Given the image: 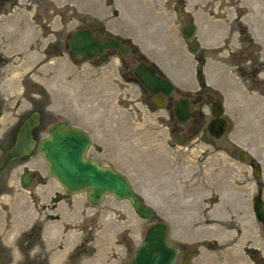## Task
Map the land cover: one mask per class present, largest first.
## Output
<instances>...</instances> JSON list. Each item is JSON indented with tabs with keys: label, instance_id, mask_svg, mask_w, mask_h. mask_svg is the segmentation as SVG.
I'll return each mask as SVG.
<instances>
[{
	"label": "rangeland",
	"instance_id": "obj_1",
	"mask_svg": "<svg viewBox=\"0 0 264 264\" xmlns=\"http://www.w3.org/2000/svg\"><path fill=\"white\" fill-rule=\"evenodd\" d=\"M160 1L0 0V95H67L68 112L88 111L86 127L97 131L88 156L128 178L154 209L150 221L168 223V242L181 249L176 264H264V226L252 207L259 189L264 199V0H186L199 43L192 53L178 29L190 14L179 19L176 0ZM87 24L133 49L113 50L97 63L75 59L69 37ZM139 53L177 91L194 90L198 80L207 85L199 83L202 92L216 90L220 95L211 96L223 100L225 133L208 134L212 115L203 95L204 124L178 143L173 134L186 130L172 109L151 106L131 77ZM181 96L175 91L172 99ZM1 119L0 141L11 117ZM241 150L248 160L238 157ZM14 188L21 193L0 195V264H123L146 230L148 220L127 200L106 196L93 209L85 193L74 195L68 216L88 230L64 220L68 242L83 241L66 260L54 247L63 219L48 218L49 196Z\"/></svg>",
	"mask_w": 264,
	"mask_h": 264
},
{
	"label": "water",
	"instance_id": "obj_2",
	"mask_svg": "<svg viewBox=\"0 0 264 264\" xmlns=\"http://www.w3.org/2000/svg\"><path fill=\"white\" fill-rule=\"evenodd\" d=\"M195 32L196 27L193 23L186 24L181 29V35L188 41L187 48L191 52L198 47V42L192 40ZM68 47L76 59L86 57L92 60L98 53H102L100 57L102 61L106 57L103 53L106 50L118 48L124 53L128 48L113 37L100 39V34L93 35L89 27L75 30L69 37ZM134 71L148 91L157 95L155 102L152 103L157 107H163L165 99L162 94L170 95L174 85L167 78L158 75L155 68L143 63L137 64ZM222 112L221 102H215L212 110L213 119L207 124V131L214 138H220L227 128L226 120L221 117ZM175 113L182 122L190 118L187 100L182 99L175 104ZM33 125L32 117H29L20 126L15 144L5 150L7 161L31 153L35 145L30 134ZM178 142L182 143L183 139H179ZM90 144L89 134L62 123L49 129L48 136L39 145V151L47 163L48 173L57 179L68 194L85 192L88 201L93 205L102 202L105 196L127 200L137 214L144 219H150L153 208L147 206L135 193L124 174L113 167L101 166L86 156ZM238 157L241 160H248L250 155L241 150ZM253 174L256 178L261 176L259 166L253 167ZM252 206L256 219L264 226V200L260 189L253 197ZM168 233L169 226L166 222L148 221L141 245L124 264H175L180 250L169 244ZM185 254L190 256L191 251H185Z\"/></svg>",
	"mask_w": 264,
	"mask_h": 264
},
{
	"label": "flooded vegetation",
	"instance_id": "obj_3",
	"mask_svg": "<svg viewBox=\"0 0 264 264\" xmlns=\"http://www.w3.org/2000/svg\"><path fill=\"white\" fill-rule=\"evenodd\" d=\"M160 2L165 4L166 0H164V1L161 0ZM179 2H181V4ZM175 4L180 6V8H182V10L178 9L176 11V16L179 19L186 17L187 13L190 14L189 20H187L186 22H184L183 24H181L179 26L178 29L180 30V33H181V29L184 25L191 24V23L196 25L194 23V20H193L191 13L186 10V0H176ZM180 14H181V17H179ZM86 27H89L92 29L93 35H95L96 33H99L100 39L113 37V38L118 39L123 45L128 46L126 52H124V53L121 52L118 48L106 50L105 52H103L106 55V57L103 61H105L109 57L110 52L113 50H117L119 53L125 54L129 50L131 51L133 49V47L130 44L122 41L121 39H119L117 37H114V36L103 37V35H102L101 31L99 30L97 25L87 24L82 28H86ZM196 31H197V27H196ZM112 35H116V34L112 33ZM67 46H68V44H67ZM68 49H69V47H68ZM69 51H70V49H69ZM70 53L73 54L71 51H70ZM101 55H102V53H98L95 56V58L92 60H90L86 57L83 59H87L89 61H93V62L97 63V61H102L100 59ZM74 57H75V55H74ZM137 59L138 60H137L136 64L132 67V76L131 77L133 80L140 83L141 87L147 93L149 104L153 107H157L155 104L152 103V101L155 102L157 95L150 93L148 91V89L139 81V79L135 75V71H134L135 66L139 63H143L144 65L151 66V67L155 68L156 73L158 75L165 77V78H167V77L161 71H159V69L156 66H154L153 64L148 62L144 57H142L140 53H139ZM77 60H79V59H77ZM80 60H82V59H80ZM115 74H116V72H115ZM116 75L119 77H123V78L125 77L123 74L121 76L119 73H117ZM124 79H126V78H124ZM200 81H202V80H200ZM199 83H201V82H199V80H198V86L194 90H181L180 89V91H177L174 87V90L170 95H163L162 94V97L165 99V103H164L163 107H168V108L172 109V112L175 116L176 125H179L186 130V131H182L181 135H178L175 133L173 134V136L177 139V142L179 139L180 140L183 139V141H184L187 138V135L189 133L195 132L204 124L205 117H204V113H203V103H204L205 99L209 102V107H210L209 112L212 115L211 120L213 119L212 110H213V104L215 102H221V105L223 108V112H222L221 117L224 118L223 117V113H224L223 100L222 99L219 100V99L215 98L214 96H211V95H217V94L220 95V94L216 90H214L213 93L202 92L201 88H199V86H200ZM201 84L203 85V87L207 86L206 84L204 85L203 82ZM175 91L177 93H180V95H182L177 100L172 99V95L174 94ZM203 95H208V96H206V98L204 99ZM68 99H69V96H67V95H63V97L62 96H56V95H53V96L48 95V97H44L43 95H38V96L37 95H0V124L2 123L1 116L5 112L7 113L8 116L11 117V119H9L3 123L5 125L4 132H6V133L4 136H2V140L0 141V195H13V194L21 193L20 191H18V189L14 188L15 185H18L21 190L27 191L28 194L49 196L50 201L52 202V207H51L52 212L48 213V216H49L48 218L50 220H52V219L53 220H59L61 218L63 219V220H61L62 222H60V227H59L60 228L59 233H61V235H60L59 239L57 240V242L56 243L54 242L56 244L54 247L56 249H58L57 251H65L64 258L66 260L68 259V256L71 253H73V251L77 250L82 245L83 241L81 240L82 239L81 237H78V239H77L78 242L75 241L72 244L70 242H68V240L71 237V232L70 233L65 232V227H64L65 221L64 220L69 219L70 227L75 226L76 224L77 225L79 224V226H81L80 229H82L83 231L88 230V227L86 225H84L85 223L71 221L69 216H68V211L72 207L68 201H70L72 196L82 194V193L68 194L66 192V190L63 188V186L57 181V179L48 173L47 163L44 160L42 154L39 152V145H40L41 141L45 137L48 136L49 129L52 126H54L56 124L66 123L69 126H71L72 128L78 129L80 131H83V132H86L87 134H89V136L91 138V144L87 149L86 155L88 158H91L88 156V151L91 148L92 144L94 143L95 137L97 134V131H94L95 132V134H94V132L92 130H89L86 127L88 125V117H87L88 111L86 112V111H82L81 109H79V112H78L79 114H72V113H70V111L68 112L66 110V106L69 103ZM182 99H185L188 102V112H189L190 118L186 122H182L181 120H179L176 113H175V104L179 100H182ZM8 101H11V102H8ZM24 102L27 103L26 107H24ZM163 107H161V108H163ZM29 117H32V122H34V125L32 126L31 131H30L31 137L35 142L34 148L31 151V153L28 155H24V156H21L19 158H15V159H12L10 161H7L5 158V150L15 144L17 133L19 131L20 126ZM226 122H227V120H226ZM102 127H103V125H102ZM227 127H228V122H227ZM206 129H207V125H206ZM98 135L101 136L100 133ZM35 150H37L38 153H40V158L31 159L35 153ZM91 159L97 161L100 165L115 167L113 165L101 164L98 160H96L94 158H91ZM55 183H58L63 188V191L56 190V188L53 187V185ZM66 197H68V198H66ZM86 199H87V197H86ZM88 203H89V201H88ZM90 205H92V204H90ZM97 205H92V206H94L93 209H95V206H97ZM81 206H83V204ZM84 208H85V206H84ZM84 227H86V229H84ZM44 233H45V231L42 230V232H41L42 240H44L46 238ZM81 233H83V232H81ZM51 238H53V237L50 236L49 241H52ZM71 246L72 247L74 246V247L72 249H70ZM179 250H180V253H179V255H180L181 249H179ZM186 251H191V250H186ZM93 254H95V251L93 252ZM183 254L186 255L185 251H183ZM191 254H192V251H191ZM53 256L55 257V255H53ZM190 256L186 255L185 260L188 261Z\"/></svg>",
	"mask_w": 264,
	"mask_h": 264
},
{
	"label": "trees",
	"instance_id": "obj_4",
	"mask_svg": "<svg viewBox=\"0 0 264 264\" xmlns=\"http://www.w3.org/2000/svg\"><path fill=\"white\" fill-rule=\"evenodd\" d=\"M198 63L201 64V66L199 65V67H198V77H200V75H201L202 62L201 61H198Z\"/></svg>",
	"mask_w": 264,
	"mask_h": 264
},
{
	"label": "bare ground",
	"instance_id": "obj_5",
	"mask_svg": "<svg viewBox=\"0 0 264 264\" xmlns=\"http://www.w3.org/2000/svg\"><path fill=\"white\" fill-rule=\"evenodd\" d=\"M262 148L264 149V145L262 146Z\"/></svg>",
	"mask_w": 264,
	"mask_h": 264
}]
</instances>
